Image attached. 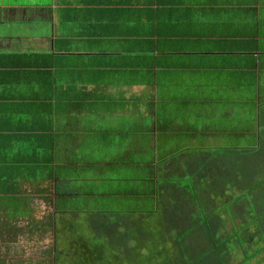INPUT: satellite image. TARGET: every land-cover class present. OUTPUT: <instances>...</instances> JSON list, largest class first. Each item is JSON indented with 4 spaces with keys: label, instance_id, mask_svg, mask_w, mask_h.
<instances>
[{
    "label": "crops",
    "instance_id": "crops-1",
    "mask_svg": "<svg viewBox=\"0 0 264 264\" xmlns=\"http://www.w3.org/2000/svg\"><path fill=\"white\" fill-rule=\"evenodd\" d=\"M262 104L264 0H0V233L45 197L157 213Z\"/></svg>",
    "mask_w": 264,
    "mask_h": 264
},
{
    "label": "trees",
    "instance_id": "trees-1",
    "mask_svg": "<svg viewBox=\"0 0 264 264\" xmlns=\"http://www.w3.org/2000/svg\"><path fill=\"white\" fill-rule=\"evenodd\" d=\"M255 138L247 148L187 153L190 181L160 183L166 200L157 213L87 210L91 231L108 239L121 262L138 260L152 242L164 264H232L235 253L264 240V104ZM74 200L61 208L67 213H55L60 207L48 197L18 210L12 239L8 230L0 233V264H57L60 217L80 213L72 212Z\"/></svg>",
    "mask_w": 264,
    "mask_h": 264
},
{
    "label": "rangeland",
    "instance_id": "rangeland-1",
    "mask_svg": "<svg viewBox=\"0 0 264 264\" xmlns=\"http://www.w3.org/2000/svg\"><path fill=\"white\" fill-rule=\"evenodd\" d=\"M248 139L250 137L242 136L240 143L251 146L252 144ZM175 181L179 183L180 179H175ZM119 202V200H116L117 205H119ZM99 206L101 207V205ZM131 206L140 205L134 199V201L131 200ZM87 210H83L77 216H71L70 213L60 217L62 221L59 222L57 264H164L163 257L159 253L161 246L159 244L154 246L152 242L136 261L121 262L116 259L108 239L91 231L87 222V214L90 212ZM235 254L232 264H264V240L247 249L246 254L243 252Z\"/></svg>",
    "mask_w": 264,
    "mask_h": 264
}]
</instances>
